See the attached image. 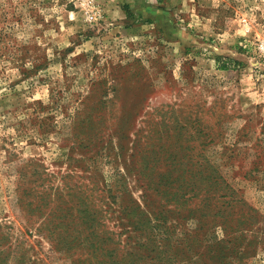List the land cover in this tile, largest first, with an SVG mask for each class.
I'll return each instance as SVG.
<instances>
[{"label":"rangeland","instance_id":"1","mask_svg":"<svg viewBox=\"0 0 264 264\" xmlns=\"http://www.w3.org/2000/svg\"><path fill=\"white\" fill-rule=\"evenodd\" d=\"M0 264H264V0H0Z\"/></svg>","mask_w":264,"mask_h":264},{"label":"trees","instance_id":"2","mask_svg":"<svg viewBox=\"0 0 264 264\" xmlns=\"http://www.w3.org/2000/svg\"><path fill=\"white\" fill-rule=\"evenodd\" d=\"M220 69H228V65H223Z\"/></svg>","mask_w":264,"mask_h":264}]
</instances>
